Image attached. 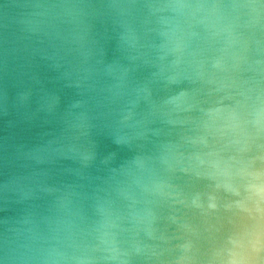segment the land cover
Returning a JSON list of instances; mask_svg holds the SVG:
<instances>
[{"label":"clouds","instance_id":"clouds-1","mask_svg":"<svg viewBox=\"0 0 264 264\" xmlns=\"http://www.w3.org/2000/svg\"><path fill=\"white\" fill-rule=\"evenodd\" d=\"M0 264H264V0H0Z\"/></svg>","mask_w":264,"mask_h":264}]
</instances>
